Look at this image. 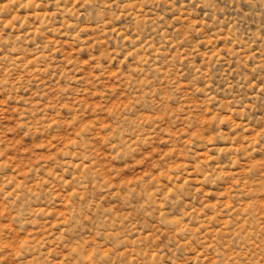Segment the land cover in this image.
<instances>
[{
  "label": "rangeland",
  "instance_id": "374dc122",
  "mask_svg": "<svg viewBox=\"0 0 264 264\" xmlns=\"http://www.w3.org/2000/svg\"><path fill=\"white\" fill-rule=\"evenodd\" d=\"M130 2L117 0L107 8L113 0H62L58 8L56 0L26 5L24 0H0V9L12 4L0 11V225L16 228L6 235L23 237L21 244L34 239L41 259L47 257L44 264H58L59 257L63 264L59 241L82 249L94 238L118 253L104 264H147L159 249L160 264H197L200 256L199 264H208L211 249L200 253L183 247L184 237L172 235L177 226L181 234L205 229V240L234 226L235 236L247 224H236L244 213H264V197L250 192L230 196L240 183L264 187V137L250 148L251 138L264 133V0H148L140 13L143 21L120 16V5ZM113 29L155 45L146 53L151 57L146 71L153 95L138 104L134 114L159 116V127L150 124L143 130L151 139L138 144L136 151L105 159L109 149L100 132L109 125L101 122L100 129L69 150L76 152L73 160L66 150L75 143L68 141V122L78 115L91 120L85 107L102 118L100 110L121 94L117 79L135 67L136 58L124 63L126 55H114L132 45H125L123 37L116 39ZM9 67L12 72L4 70ZM165 80L173 83L165 85ZM121 104L116 101L108 113L116 112L119 119ZM205 110L217 116L202 125L198 118ZM172 112L176 114L169 115ZM41 117L46 118L43 124ZM61 146L63 156L54 159ZM161 153L167 159L161 160ZM81 161L113 170L118 177L114 183L121 185L129 178H150V171L154 175L165 165L175 171L172 180L156 188L160 195L152 196L144 183L135 190L107 191L106 185L99 186V175L108 180L103 171L66 166ZM54 168L63 177L53 180ZM74 189L85 193L76 197ZM33 191L41 194L33 196ZM232 202L239 205L233 207ZM193 214L198 227L182 222ZM232 246L239 251L236 240ZM212 264L217 262L213 259Z\"/></svg>",
  "mask_w": 264,
  "mask_h": 264
},
{
  "label": "clouds",
  "instance_id": "9594fccd",
  "mask_svg": "<svg viewBox=\"0 0 264 264\" xmlns=\"http://www.w3.org/2000/svg\"><path fill=\"white\" fill-rule=\"evenodd\" d=\"M20 0H12V3H19ZM37 0H24V4H36ZM62 0H56L57 7L61 4ZM75 2H79V0H75ZM117 0H113L112 4H106L105 7L113 8L116 4ZM148 0H132L130 3H126L124 5H120L119 12L120 16L128 15L133 17V19L137 20L140 19L143 21V17L140 16V13L143 11V5L147 3ZM158 2V0H157ZM39 6V5H37ZM171 6V5H170ZM12 7V4H6L3 6V9L0 11L9 10ZM63 10V9H61ZM70 10V9H69ZM67 10V11H69ZM179 11V10H178ZM55 14H45L44 19L48 20ZM113 17H116V14H112ZM184 15V13H181ZM8 26H12V21L4 22ZM108 23H111L109 20ZM107 27V25H105ZM199 30V29H197ZM107 35V33H105ZM113 35L116 39L123 37L122 42L125 45H132V47L126 48L125 53H115V56L126 55L127 59L124 60V63H128L129 61L135 59V67L133 72L129 75L117 79L116 81V89L120 91L121 94L115 100H112L109 104H107L104 108L100 110V115L102 118H98L94 113H91V107H85L84 111L89 112L92 115V119L89 120L86 116L78 115L74 120L69 121L67 127L70 130V136L68 141H74L75 143H69L67 147V151L69 155L76 160V152L69 151L73 149L76 145L80 144L81 139L89 135L93 132H96L100 129L101 122L107 123L109 125L108 128L101 130V136L106 137V139H100L104 144L108 146L109 153L104 158L110 159L112 155H120L125 150L136 151V146L140 143L146 142L147 140L151 139L150 136L144 133V129L147 128L148 125H154L159 127L157 124V120L160 119L159 116L153 114H140L136 115L135 109L143 102L146 98L151 97L153 95L152 90L150 88L151 81L148 79L150 75L149 72L146 71V67L148 65L149 60L151 57L147 56L146 53L148 51H153L155 49L154 44H141L140 38L137 35L136 39L133 40L132 37L128 36L124 32H120L116 29H113ZM162 35H165L162 33ZM171 43V41H168ZM138 45V46H137ZM110 55H113L110 53ZM8 72H12V68H6ZM159 70V69H154ZM136 73L140 74V79H137ZM118 75V74H117ZM165 85L173 83V81L165 80L163 81ZM130 87H134L136 91L129 93L128 89ZM177 87H180L177 85ZM122 90V91H121ZM110 91V90H109ZM163 99H166L164 97ZM122 101L121 108L118 109L119 111V119L116 117V112L112 114L108 113V109L113 107L116 101ZM128 100H131L132 103L128 104L125 108L123 107L124 104H127ZM184 103V101H181ZM185 107H189L190 105L184 103ZM43 111V110H42ZM175 112L170 113L169 115H175ZM217 116L216 113H209L208 110H205L203 115L198 118L201 124H211L213 123L215 117ZM145 117H150V119H145ZM187 117V114H186ZM190 118V117H187ZM45 117H41L40 123H44ZM226 119V118H221ZM94 122V123H93ZM49 127H52L54 124L51 122L47 124ZM168 135V133H165ZM185 133H180V135H185ZM143 137V139H142ZM264 137V133H260L259 135L253 136L251 138V147L254 148L260 141V139ZM64 146H61L57 149L55 153H53L54 159L58 156H63L62 153L59 152V149H62ZM94 151V149H93ZM171 154V153H170ZM168 155L165 153L160 154V159L165 160L167 159ZM150 158V157H148ZM67 167L77 168L79 166L80 172H86L89 168H96V171H103V173L108 177L107 182H105L104 177L100 176L99 174V186H107V191H111L112 188H116L119 190L122 187L131 188L135 190V185L144 183L150 188L149 194L152 196H159L160 194L156 191V188L164 187L163 181L165 180H172V172L175 171L174 167H169L165 165L164 167L159 168L155 171V174L152 175L151 171L148 174V177L142 175L139 180L129 178L125 180L126 183L121 185L114 183V181L118 180V177L113 174V170L104 171L101 168H98L96 164L88 165L81 161L78 165L76 163H69L66 165ZM251 169H249V172ZM60 176L57 174L56 169L54 168V176L53 180H56V177ZM155 177V178H154ZM79 179V176L75 177ZM175 179H178L175 178ZM127 181H132L128 183ZM38 185L42 188L45 187L43 185V181H39ZM111 185H119V187H110ZM154 186V187H153ZM176 185L173 186V189H170L167 195H171L172 191L175 190ZM59 189L53 188L52 191L56 192ZM76 192V197L81 198V193H85L83 189H74ZM243 192H250L257 194L259 197H264V187H257V186H249L247 183H240L233 186V191L230 193L231 197L237 195V193ZM47 193V192H45ZM41 193L33 191L31 195L39 196ZM240 200H244L245 197L243 195L240 196ZM163 199V197H161ZM264 204V201L261 202ZM233 207L238 206L239 204L233 203ZM71 206V205H70ZM160 207V205H158ZM161 213L159 215L162 217ZM188 213H191L188 212ZM236 215H241L237 213ZM192 217V219H189ZM67 215L65 216L64 220H67ZM231 219L236 221V217L232 216ZM64 220H61V225H64ZM247 221V224L235 235L233 236L232 233L235 231L234 226H229L225 231L227 234H220L217 237H213L212 235L207 236V240L203 239L205 229H201L198 233H192L190 229H186L183 234H181L178 230V226L176 227L175 231L172 233L173 237H184L183 242L181 245L183 247L188 248L189 251L195 248L197 252L203 253L205 248H210L211 251L207 252L206 255L210 257L208 260V264H212L213 259L217 262V264H241V261H244V264H261V261H264V213L256 211H248L243 214L242 219L240 221H236V224H242L244 221ZM183 223L191 224L192 227H198V223L196 222L195 215H185L182 219ZM213 227V226H212ZM218 227V226H217ZM16 228H9L5 225H0V264H4L5 261L8 264H18V262H22V264H44V260L47 257H42V251L39 246L36 245L35 240H30L28 243L21 244V238H16L15 236L6 235L9 233H15ZM163 231H161V235H164ZM19 235V234H17ZM195 237V238H193ZM239 237V240H237ZM156 239H159L157 237ZM233 240L237 241V247H239V251L233 248ZM94 242H89L81 249L78 247L79 244H73L71 246L64 245V241L61 240L56 244L57 249L61 253V255L65 258L63 264H104L105 260L113 258L114 255H118L116 249L109 247H104L97 242L94 238L92 239ZM196 242L195 245L193 242ZM242 242H246L243 243ZM61 245H64L61 247ZM99 245V246H97ZM250 245V247L248 246ZM92 249H95L93 252ZM163 250L159 249L154 251L155 257L153 258V254L148 258L147 264L151 261L152 264H160V256ZM192 252V251H191ZM196 256V253H195ZM203 258V256L197 257V264H199V260ZM58 264H60V257L58 258Z\"/></svg>",
  "mask_w": 264,
  "mask_h": 264
},
{
  "label": "bare ground",
  "instance_id": "6f19581e",
  "mask_svg": "<svg viewBox=\"0 0 264 264\" xmlns=\"http://www.w3.org/2000/svg\"><path fill=\"white\" fill-rule=\"evenodd\" d=\"M129 1V0H128ZM202 2V1H201ZM263 4V3H262ZM206 7V6H205ZM66 10V9H65ZM126 16V15H125ZM258 41V40H257ZM240 46V45H239ZM240 48H241V46H240ZM160 51V50H159ZM155 59V58H154ZM158 68V67H157ZM165 217V216H164ZM173 220V219H172ZM174 220H176V219H174ZM176 222V221H175ZM174 223V222H173ZM171 224V223H170Z\"/></svg>",
  "mask_w": 264,
  "mask_h": 264
}]
</instances>
